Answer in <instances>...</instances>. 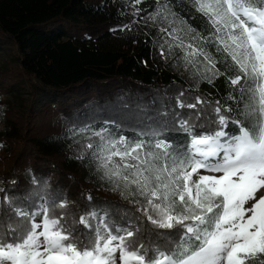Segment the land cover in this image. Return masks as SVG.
Listing matches in <instances>:
<instances>
[{
  "label": "snow or ice",
  "instance_id": "6c2138e0",
  "mask_svg": "<svg viewBox=\"0 0 264 264\" xmlns=\"http://www.w3.org/2000/svg\"><path fill=\"white\" fill-rule=\"evenodd\" d=\"M128 2L134 19L122 30L142 11L143 0ZM151 7L142 19L157 55L194 86L223 76V102H189L182 90L170 115L130 135L107 121L70 128L75 158L129 210L89 193L77 216L60 192L17 201L0 189V264H264V0H184L202 30L176 0Z\"/></svg>",
  "mask_w": 264,
  "mask_h": 264
},
{
  "label": "trees",
  "instance_id": "16d2710c",
  "mask_svg": "<svg viewBox=\"0 0 264 264\" xmlns=\"http://www.w3.org/2000/svg\"><path fill=\"white\" fill-rule=\"evenodd\" d=\"M151 5L144 0L137 7L144 15ZM130 6L128 0H0V57L7 56L0 69V189L11 199L60 192L78 216L90 193L94 205L127 212L130 206L93 166L75 158L79 149L68 130L107 121L130 135L156 126L182 90L189 102L195 95L223 102V76L194 86L167 61L156 65L152 32L122 30ZM176 6L202 30L184 0ZM15 94L21 98L12 104L6 96Z\"/></svg>",
  "mask_w": 264,
  "mask_h": 264
},
{
  "label": "rangeland",
  "instance_id": "374dc122",
  "mask_svg": "<svg viewBox=\"0 0 264 264\" xmlns=\"http://www.w3.org/2000/svg\"><path fill=\"white\" fill-rule=\"evenodd\" d=\"M131 12H132V8L130 6V9H129L128 13H127L128 24H130V22H132L133 19H134L133 16L131 15ZM148 13H151V12H148ZM144 17H146V14L143 15L142 14V11H141L140 16L135 18L136 20L139 21V23L138 24H135V23L131 24V28H132V31L131 32H135V33H150V32H152L154 34L155 28L151 25L150 22L148 24H145L144 23V20L142 19ZM6 58H7L6 54H3L0 57V69H2L3 64H5ZM155 62H156V65H159V63L161 65H164V64L166 65L167 64L164 60H162L158 56L155 57ZM167 62H168V64H169L170 67H172V68H175L176 67L177 69H179L181 71H185L183 68L179 67V65L175 61H167ZM186 75L189 77V80L192 81L190 75L187 72H186ZM6 98L12 104H17L18 101H16V100H18L19 98H21V96L18 95V94H15V95H8V96H6ZM23 98H26V97H23Z\"/></svg>",
  "mask_w": 264,
  "mask_h": 264
}]
</instances>
